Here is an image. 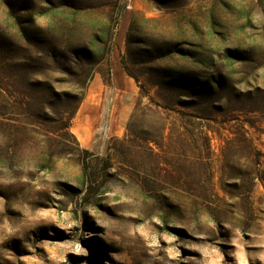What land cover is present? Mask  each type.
I'll list each match as a JSON object with an SVG mask.
<instances>
[{
    "label": "rangeland",
    "instance_id": "1",
    "mask_svg": "<svg viewBox=\"0 0 264 264\" xmlns=\"http://www.w3.org/2000/svg\"><path fill=\"white\" fill-rule=\"evenodd\" d=\"M0 264H264V0H0Z\"/></svg>",
    "mask_w": 264,
    "mask_h": 264
},
{
    "label": "trees",
    "instance_id": "2",
    "mask_svg": "<svg viewBox=\"0 0 264 264\" xmlns=\"http://www.w3.org/2000/svg\"><path fill=\"white\" fill-rule=\"evenodd\" d=\"M132 24H133V21L130 22L129 30H131ZM129 30H128V33H129ZM128 33H127V36H126V42L127 43H129V34ZM103 34H104L105 37L108 36V30L104 31ZM89 50H90V48H87V52ZM96 51L97 52H100V50H96ZM97 58H98L97 60H100V59L104 58V56H102V55L100 56L99 55ZM123 66H124V69H125L126 73L129 76H132V77H134L136 79V77L134 76V74L125 65H123Z\"/></svg>",
    "mask_w": 264,
    "mask_h": 264
},
{
    "label": "crops",
    "instance_id": "3",
    "mask_svg": "<svg viewBox=\"0 0 264 264\" xmlns=\"http://www.w3.org/2000/svg\"><path fill=\"white\" fill-rule=\"evenodd\" d=\"M98 85V81L94 84L93 88H96Z\"/></svg>",
    "mask_w": 264,
    "mask_h": 264
}]
</instances>
